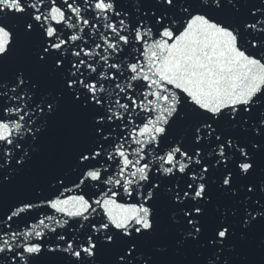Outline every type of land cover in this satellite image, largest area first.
Wrapping results in <instances>:
<instances>
[{"label":"snow or ice","instance_id":"1","mask_svg":"<svg viewBox=\"0 0 264 264\" xmlns=\"http://www.w3.org/2000/svg\"><path fill=\"white\" fill-rule=\"evenodd\" d=\"M0 264H264V0H0Z\"/></svg>","mask_w":264,"mask_h":264}]
</instances>
